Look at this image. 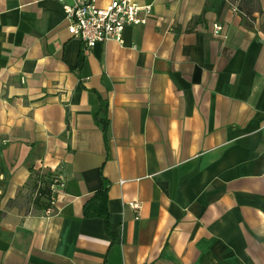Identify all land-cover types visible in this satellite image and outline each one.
<instances>
[{
	"label": "crops",
	"instance_id": "1",
	"mask_svg": "<svg viewBox=\"0 0 264 264\" xmlns=\"http://www.w3.org/2000/svg\"><path fill=\"white\" fill-rule=\"evenodd\" d=\"M137 2L85 51L71 0H0V264H264V0ZM31 171L62 180L51 216Z\"/></svg>",
	"mask_w": 264,
	"mask_h": 264
},
{
	"label": "built area",
	"instance_id": "2",
	"mask_svg": "<svg viewBox=\"0 0 264 264\" xmlns=\"http://www.w3.org/2000/svg\"><path fill=\"white\" fill-rule=\"evenodd\" d=\"M56 1L62 3L65 0ZM63 10L68 35L78 40L85 51L106 42L121 45L125 28L145 26L152 16L151 6L140 5L137 0H71ZM213 30L217 34L221 27L214 25ZM62 186L61 178L51 186L50 207L44 210L46 216L53 214L57 188ZM131 207L136 212L139 210L136 202Z\"/></svg>",
	"mask_w": 264,
	"mask_h": 264
},
{
	"label": "trees",
	"instance_id": "3",
	"mask_svg": "<svg viewBox=\"0 0 264 264\" xmlns=\"http://www.w3.org/2000/svg\"><path fill=\"white\" fill-rule=\"evenodd\" d=\"M84 57L80 55L77 67H80ZM95 125L101 130L103 140L107 142V129L109 120L107 116V103L100 101V106L93 113ZM58 179L57 173L48 171H31L29 180L30 202L33 208L46 210L50 207L51 186ZM106 191L107 185L103 183L102 188L92 197L90 203L84 207L85 216H97L103 218L106 228L108 227L109 215L106 211ZM108 230V229H107Z\"/></svg>",
	"mask_w": 264,
	"mask_h": 264
}]
</instances>
